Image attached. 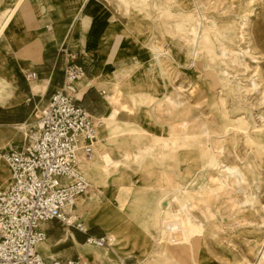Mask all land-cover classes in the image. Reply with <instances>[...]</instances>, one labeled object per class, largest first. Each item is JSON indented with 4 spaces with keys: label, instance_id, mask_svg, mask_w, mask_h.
<instances>
[{
    "label": "rangeland",
    "instance_id": "obj_1",
    "mask_svg": "<svg viewBox=\"0 0 264 264\" xmlns=\"http://www.w3.org/2000/svg\"><path fill=\"white\" fill-rule=\"evenodd\" d=\"M101 1L122 25L86 29L82 42L101 37L96 50L105 55L111 41L121 40L125 66L108 94L134 67L132 93H115L119 103L130 105L131 98L139 108L130 112L139 114L118 117L141 122L115 135L123 138L109 146L111 155L128 151L121 159L105 153L115 163L107 165L104 154L92 161L78 155L88 188L75 201L72 222L102 235L103 217L117 215L109 241L123 246L82 244L81 257L97 253L108 264H264V253L257 260L264 243V0ZM85 164L102 174L91 179L80 170ZM5 179L0 161V186ZM109 183L137 199L128 218L123 197L119 207L105 198L114 191L104 190ZM185 184L184 197L191 198L176 199ZM84 203L101 213L92 216Z\"/></svg>",
    "mask_w": 264,
    "mask_h": 264
},
{
    "label": "crops",
    "instance_id": "obj_2",
    "mask_svg": "<svg viewBox=\"0 0 264 264\" xmlns=\"http://www.w3.org/2000/svg\"><path fill=\"white\" fill-rule=\"evenodd\" d=\"M118 15L116 10L110 9L101 0H8L6 4L4 0H0V161L3 167L1 152L10 145L23 142L25 139L22 140L23 134L32 124L28 123L33 120L36 110L47 103L50 94L62 83L66 54L60 53L61 50L67 54L74 52L77 62L83 66L85 75L77 84L76 96L79 103L91 114L98 116L100 121L91 155L79 156L92 161L99 158L98 154L102 159V155L108 153L114 159H121L122 155L128 152L124 149L118 156H112L109 146L123 138V135L115 136L122 128L141 122V120L136 122L132 118V120L128 119L129 117H126L127 119L118 117L119 115L138 116V112H130V110L136 111L139 107L131 98L130 105L119 103V95L115 93L120 89L126 94L132 93L129 84L135 68L133 67L120 81L119 89L114 90L113 94H108L111 81L118 78L116 76L118 68L125 66L126 57L118 54L117 49L121 40L111 41L110 45L113 49L109 52L106 49L105 55L96 50L99 42L102 41L101 37L96 38L92 35L94 37H89L91 39L89 43L82 42L86 29L92 30L96 26L97 28L103 26L110 30L111 26L122 25ZM31 72L36 73L35 78L27 77ZM112 108L117 109L118 112L113 119H109L106 115ZM126 136L129 134L124 135ZM102 167L105 168L104 164ZM81 169L91 179L93 175L102 174L98 169L95 170L96 172L91 170L86 164ZM107 172L108 170L105 173ZM7 173L8 170L6 177ZM5 184L6 179L0 188L5 187ZM109 186H113L114 191L109 195L105 193L108 195L105 198L114 199L119 207L118 197H123L126 201L121 206V210L127 208L125 212L122 210V213L128 218L137 199H130V190L117 188L120 186L117 184L109 183L104 190ZM82 207L89 211L93 210L92 204L84 203ZM72 209L73 207L70 211L74 214ZM93 211L92 216L101 213L100 209ZM96 225L100 226L99 223ZM108 225H112L111 222ZM93 226L95 225H88V228ZM45 227L47 240L37 247L42 256L45 257L50 252L52 258L65 259L75 253L74 256L79 254L82 258L79 248L85 244L82 243L85 234L77 230L68 232L65 228L59 229L54 223H48ZM101 228L110 240L106 229L102 225ZM109 231L112 233L116 229L112 225ZM94 234L101 235V233ZM111 242L110 247L114 251L123 247L119 243L112 245ZM111 257L109 254V258L113 259ZM101 259L98 261H103L104 258ZM84 260L96 259L90 257Z\"/></svg>",
    "mask_w": 264,
    "mask_h": 264
},
{
    "label": "built area",
    "instance_id": "obj_3",
    "mask_svg": "<svg viewBox=\"0 0 264 264\" xmlns=\"http://www.w3.org/2000/svg\"><path fill=\"white\" fill-rule=\"evenodd\" d=\"M66 54L62 83L36 110L23 142L1 152L8 181L0 189V264H108L84 261L78 255L45 258L36 247L47 240L46 225L57 222L85 234L84 243L109 247L105 234H90L81 220L68 222L67 208L86 194L88 184L76 170L78 155L90 156L100 121L77 99L83 66ZM35 78L36 73L27 74ZM115 264H126L124 260Z\"/></svg>",
    "mask_w": 264,
    "mask_h": 264
},
{
    "label": "bare ground",
    "instance_id": "obj_4",
    "mask_svg": "<svg viewBox=\"0 0 264 264\" xmlns=\"http://www.w3.org/2000/svg\"><path fill=\"white\" fill-rule=\"evenodd\" d=\"M160 62L158 61V64H159ZM117 112H118V110L117 109H115V108H112L110 111H109V113L106 115V117L107 118H109V119H113L114 117H115V115L117 114ZM126 155V154H125ZM128 155V154H127ZM103 157L105 158L104 160H107V162H108V164L107 165H109V162H112V163H115L116 162V160H110L105 154L103 155ZM2 160H3V158H2ZM3 164H4V167H5V169H6V171H7V167H6V164H5V162H4V160H3ZM111 164V163H110ZM76 170L78 171V157H77V159H76ZM106 172V171H105ZM78 173H80L82 176H84L80 171H78ZM240 173V172H239ZM84 178H85V176H84ZM86 179V178H85ZM7 181H8V173H7V177H6V184H5V187H6V185H7ZM86 182H87V179H86ZM87 184H88V182H87ZM5 187H3V188H0V189H4ZM185 194H186V184L185 185H183V186H181V187H179V189H178V193H177V195L175 196V198L176 199H178V200H183V199H185V200H188V199H190L191 198V196L189 195V196H186V197H184L185 196ZM74 205H75V203H74ZM182 207V209H184L185 210V208H186V204H182L181 205ZM73 206H69L68 208H67V213H68V217H67V220H68V222L70 223V222H72V220L73 219H75V217L76 216H73V214L71 213V208H72ZM172 215H175V216H180V214H177V213H175V214H172ZM116 219V217L114 216V215H112V216H107V217H103V220H105V222H103V224H104V228L107 230V232H108V237L111 239V238H113L114 236H116V233H114V232H117V230L116 231H114V232H110L109 231V228L111 227V225H108L109 224V222H114V220ZM84 227H85V225H84ZM85 229H86V227H85ZM108 239V238H107ZM172 239L173 240H175V236H172ZM108 241H109V239H108ZM40 244H42V243H40ZM40 244H38V245H40ZM86 245H88V246H91L90 244H88V243H85ZM109 244H110V242H109ZM38 245H37V247H38ZM37 247H36V249H37ZM91 247H94V246H91ZM98 248V247H97ZM106 247H104L103 249H105ZM99 249H102V248H99ZM111 249V248H110ZM37 251H38V249H37ZM39 252V251H38ZM263 253H264V243H263V245L258 249V252H257V260H259V259H261V258H263ZM40 254V253H39ZM41 255V254H40ZM42 256V255H41ZM82 257H85V255H81ZM87 257H93L94 259H96V260H102L101 258H103L100 254H97V253H94V254H92V255H90V254H88L87 253V255H86ZM44 257V256H43ZM119 259V258H118ZM83 260V259H82ZM84 261H88V260H84Z\"/></svg>",
    "mask_w": 264,
    "mask_h": 264
}]
</instances>
